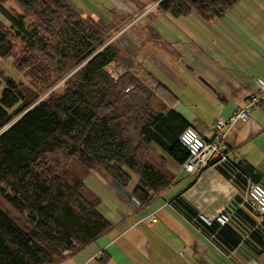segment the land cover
Masks as SVG:
<instances>
[{
  "label": "trees",
  "instance_id": "obj_1",
  "mask_svg": "<svg viewBox=\"0 0 264 264\" xmlns=\"http://www.w3.org/2000/svg\"><path fill=\"white\" fill-rule=\"evenodd\" d=\"M8 1L0 0L9 23L0 19V58H10L19 41L14 62L33 87L0 69V196L18 212L0 208V264H59L66 251L113 226L84 178L101 169L127 189L136 177L130 194L146 207L175 179L168 159L182 165L190 156L179 139L192 124L175 112L177 97L109 43L114 24L84 16L65 0H12L24 14L9 10ZM148 1L175 19L196 12L211 20L243 0ZM116 65L123 69L117 81ZM72 162L83 177L68 168Z\"/></svg>",
  "mask_w": 264,
  "mask_h": 264
},
{
  "label": "crops",
  "instance_id": "obj_2",
  "mask_svg": "<svg viewBox=\"0 0 264 264\" xmlns=\"http://www.w3.org/2000/svg\"><path fill=\"white\" fill-rule=\"evenodd\" d=\"M244 6L251 5L239 3L220 19H204L201 29L173 20L185 37L171 47L163 43L173 66L165 63L158 74L143 62L179 98L175 112L207 140H217L214 123L229 121L264 83V26ZM226 145L228 158L264 189V108L238 122ZM154 152L166 157L157 146ZM168 168L173 183L146 207L130 194L136 177L124 191L103 170L92 171L98 191H90L113 226L59 264H264V219L245 202L243 178L225 166L198 176L170 159Z\"/></svg>",
  "mask_w": 264,
  "mask_h": 264
},
{
  "label": "rangeland",
  "instance_id": "obj_3",
  "mask_svg": "<svg viewBox=\"0 0 264 264\" xmlns=\"http://www.w3.org/2000/svg\"><path fill=\"white\" fill-rule=\"evenodd\" d=\"M65 1L77 12H82L84 16L90 15L95 19H104L108 23L114 24L115 34L111 38L109 43H116L124 51V53L130 55L133 58H136V60L142 65H144L143 62H145L152 68L155 73H162L163 71L160 68H162V66L164 67L165 63L170 67L173 66L172 63L168 60L169 58L167 57V52L165 54L163 43L166 42L165 44H167L168 46L170 45L171 47L173 46V42L177 41L176 39H179V37H185L179 32L180 27L177 26V23L173 22L175 18L171 17L169 14L159 11L156 8L157 4H150L148 0ZM240 4L251 5L249 7L244 6V8L248 9L250 13L254 14V18L258 19L261 25L264 26V0H243ZM5 6L13 13L24 14L23 8L15 1L10 0L5 4ZM0 19L9 26V23L1 16V14ZM204 19L205 18H202L199 14L194 12L190 16L181 17L178 20L184 23L187 27L189 26V24H191V27L194 26L192 28L201 29V25H203L202 22H204ZM33 20V17H26L27 23H31L33 22ZM17 44L18 48L10 58H0V69L14 80L22 82L27 86L33 87L29 77L16 68L14 61L17 58L18 53L21 51L22 47L19 41L17 42ZM112 70V75H117L118 77L119 74H122L123 72L122 67L119 65L114 66ZM63 82L64 80L58 83L50 92L56 90L58 87H61ZM151 88L153 89L154 87L152 86ZM50 92L44 94L43 98H45ZM129 94H131V92ZM178 103L179 102H177V104ZM219 123H224V121L217 120L214 123V129ZM68 168L72 171L78 172L80 175H82V177L85 175L83 174V169L79 165H77V162L68 164ZM206 169H208V167L202 170L201 173H203ZM199 174L195 175L198 176ZM95 180L97 179L93 178L90 175H87L84 178L87 189L97 192L98 190L95 186ZM100 181H102V179H100ZM124 191H126V189H124ZM0 208L8 214L14 216H17L18 214V212L1 196ZM71 252L72 251H66L64 255L67 256L71 254Z\"/></svg>",
  "mask_w": 264,
  "mask_h": 264
},
{
  "label": "built area",
  "instance_id": "obj_4",
  "mask_svg": "<svg viewBox=\"0 0 264 264\" xmlns=\"http://www.w3.org/2000/svg\"><path fill=\"white\" fill-rule=\"evenodd\" d=\"M112 78L117 80L118 76L112 75ZM126 92H129V90H126ZM258 107L264 108V83L258 85L256 94L252 95L247 100L246 104L231 116L229 121H224V123H219L216 126L215 130L219 134L217 140L208 141L199 135L193 128H187L182 133L179 140L190 153L188 159L181 165L183 171L189 174H199L202 170L210 166H225L230 172L243 178L245 182L244 200L252 211L263 220L264 189L260 185L252 183L251 180L244 176L237 166L228 158L226 145L228 132L238 122H247L253 110ZM191 222L204 231L202 225H200L196 218H193ZM210 238L215 241V236L210 235ZM196 264L204 263L198 260Z\"/></svg>",
  "mask_w": 264,
  "mask_h": 264
}]
</instances>
